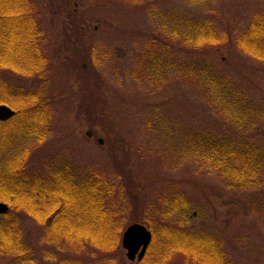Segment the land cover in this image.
<instances>
[{"label": "rangeland", "instance_id": "rangeland-1", "mask_svg": "<svg viewBox=\"0 0 264 264\" xmlns=\"http://www.w3.org/2000/svg\"><path fill=\"white\" fill-rule=\"evenodd\" d=\"M37 1L41 45L49 65L45 76L23 77L0 70V78L15 87L45 91L55 100L47 110L49 130L42 141L27 138L23 135L26 117L10 107L14 115L0 120V133L6 132L7 138L0 151V176H9L19 165H15L17 158L25 154L22 173L42 176L43 185L53 188L46 199L49 213H54L58 201L69 199L71 207L64 215L70 219L66 229L70 237L57 227L59 219L53 224L56 228L41 225L0 200L7 206L0 215L10 213L18 222L28 248L19 258L11 251L0 252V264H144L149 248L141 259L137 253L130 260L121 244L124 230L132 224L143 225L151 233L150 248L156 241L153 264H196L183 250L159 260L161 241L168 235L165 232L173 229L214 237L230 263L264 264L263 182L252 189H237L213 168L203 166L187 146L190 133L229 136L238 132L226 115H217V108L224 112L226 100L219 101L216 92H207L195 79L198 71L191 66L195 58L214 66L263 109L264 64L239 51L235 41L256 14L264 16V0H69L70 7L62 0ZM166 22L176 24L178 31L186 23H210L222 41L193 49L175 39L173 57L183 58V65L189 67L144 84L140 74H135V65L146 53L149 39H163L159 31ZM82 29L89 36H82ZM91 47L97 59L92 70L103 87L104 124L110 123L111 131L105 125L92 126V119L82 109L79 71L83 77L92 74L84 61L80 66L87 73L81 72L78 62L79 56L88 57ZM255 115V121L241 129L244 134L240 138L259 148L264 145V117L258 111ZM59 169H68L73 181L66 172L59 174ZM88 174H99L114 185L111 199L117 206L121 232L113 251L101 247L104 238L100 234L91 236V229L79 225V198L74 188L79 178ZM6 188L0 184V194H5ZM22 198L16 196V202L39 213L37 202ZM76 208L75 220L72 214ZM80 235L91 239L79 242ZM8 241L5 238L4 244Z\"/></svg>", "mask_w": 264, "mask_h": 264}, {"label": "trees", "instance_id": "trees-1", "mask_svg": "<svg viewBox=\"0 0 264 264\" xmlns=\"http://www.w3.org/2000/svg\"><path fill=\"white\" fill-rule=\"evenodd\" d=\"M136 1L139 0H134V2ZM195 1L201 2L204 0ZM62 4L68 7L71 5L69 0H62ZM39 9L40 5L37 0H0V51H2L0 52V70L12 71L23 77L43 76V73L46 72L49 65L48 58L41 45L43 31L39 27ZM162 25L159 32L163 33V39H149L146 53L142 55L140 62L135 65V74L137 76L140 74L139 79L144 80V84L155 83L164 73L167 75L175 70L185 72L182 70L183 66L188 65H183V58L176 59L175 55L173 57L171 48L174 46L172 42L175 39L181 40L183 46H189L193 49L219 45L222 41L221 35L210 23L182 24L180 31H178L176 24L172 25L170 22H166ZM186 28H190V30L186 31ZM85 29L87 30V28ZM81 34L84 37L89 36L83 29ZM235 44L243 54L264 64V16L256 14L247 30L236 38ZM92 48L87 55L88 57L84 59V56H79L78 62L81 72L87 73L89 68L90 71L88 72L92 74L89 77H83L79 71L80 92L83 97L82 109L92 119L90 121L92 126L103 128L105 125L103 117L107 118V115L105 111L103 112L104 101L101 100L103 87L99 76L93 71L96 68L94 64L97 59ZM83 61L87 63V69L80 66ZM73 64L77 68L75 62ZM191 66H195L198 71L195 79L204 84L207 92H216L219 101L223 98L226 100L225 113L221 112V108L216 107L217 115H226L227 122L236 125L235 129L238 132L229 136L208 132L190 133L191 140L190 144L187 145L189 146L188 151L193 153L203 166L213 168L229 184H234L237 189H252L256 186L255 183L263 182L264 184V145L258 148L247 140L240 138L244 134V130L241 129L245 125L248 126L253 123L252 121L257 117L255 115L257 111L261 117H264V107L261 109V107L255 106L253 99L244 94L238 85L231 84L225 79L226 77L216 71L214 66L201 61L200 58H195ZM89 83L92 84L90 85L92 89L88 88ZM42 84L46 85L44 82ZM0 88V104L20 110L19 113L26 117L23 135L27 138L42 141L49 130L47 110L55 100L49 97L50 95H46L45 91L38 89L39 91L34 92L20 86L15 87L1 78ZM108 124L110 123L107 122L105 127L107 126V130L111 131L112 125ZM5 133H0V148H3L4 140L7 141V138H4ZM238 133H240L239 136ZM18 155L20 156L21 153ZM25 156L24 154L18 157L19 159L17 158L15 165L17 163L19 165L17 164L9 176H0V184L7 186L6 192L4 191L5 194H0V200L7 202L12 211L24 212L41 225L48 224L51 228H56L53 224L59 219L56 222V225L59 224L57 227L60 231H63L66 238H69L70 234L66 229L70 219L68 216L65 218L64 215H67L71 207L69 199L65 202L58 201L59 206L55 208L54 213L50 214L49 208L46 206L48 204L46 199L48 191L51 193L53 188L48 187L46 184L43 185L45 180L42 176L32 175L30 177L22 173V162L27 161ZM63 171L69 174V180L73 181L74 177L68 169H59L57 172L61 174ZM79 179V185L74 188L77 192L75 195L79 198V225L85 230L91 229V236L100 234L101 239L104 238L101 247L105 251H113L116 249L119 233L121 232L119 227L120 217L118 218V215L115 214L117 206L115 207L111 199L114 185L112 182L107 183L99 174H88V176ZM70 191H72V188ZM16 196L27 198V201L37 202L39 213L36 214L35 210H30L23 203L16 202ZM77 214L76 208L72 214L75 220ZM64 221L65 224H63ZM49 222L51 223L49 224ZM96 227L98 228L96 229ZM165 234L168 235L164 241H161L163 249L161 252L159 251L161 254L159 260L162 258L167 259L174 250H183L191 257L187 258L193 260L196 264H233L229 262L230 260L220 243L212 236L194 235L193 233L178 232L174 229L165 232ZM89 236L80 235L79 242H82V240L89 241L91 239ZM153 236L155 237L154 233H152ZM5 238L9 240L7 244H4ZM154 242L156 244L155 240ZM153 243L151 248L148 246L149 250L144 262H142L144 264H149L151 260V264L154 263L152 251L156 249V245L154 246ZM176 244H178V249L174 248ZM183 245L187 249L181 248ZM2 251H11L13 256L15 255L17 258L28 252V248L22 240L21 228L18 222L10 216V213L0 215V252Z\"/></svg>", "mask_w": 264, "mask_h": 264}, {"label": "water", "instance_id": "water-1", "mask_svg": "<svg viewBox=\"0 0 264 264\" xmlns=\"http://www.w3.org/2000/svg\"><path fill=\"white\" fill-rule=\"evenodd\" d=\"M14 115V111L4 104H0V120H7ZM7 211V206L0 203V214ZM151 241V233L140 224L128 226L122 234V247L126 250L128 259L133 260L137 254V259H141Z\"/></svg>", "mask_w": 264, "mask_h": 264}]
</instances>
